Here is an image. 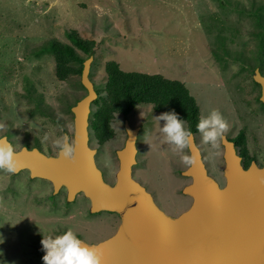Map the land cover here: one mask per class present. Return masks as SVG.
Segmentation results:
<instances>
[{
  "label": "rangeland",
  "instance_id": "374dc122",
  "mask_svg": "<svg viewBox=\"0 0 264 264\" xmlns=\"http://www.w3.org/2000/svg\"><path fill=\"white\" fill-rule=\"evenodd\" d=\"M69 31L96 44L89 72L94 90L104 89V65L114 61L123 72L161 75L183 83L200 114L219 109L228 122V112L236 111L232 98L241 91L231 74L241 72L243 89L252 90L249 63L252 67L264 63V0H0V137L6 134L16 151L23 143L33 146L38 140L43 154L56 156L52 140L73 135V117L60 111L58 99L72 89L82 91L76 83L58 82L52 55L38 54L51 42L67 44ZM28 89L54 109L60 126L35 113ZM250 109L256 110L255 103ZM159 115L151 106L140 105L126 118L132 129L139 130L132 177L160 211L175 218L191 205V199L182 195L191 180L182 176L187 166L160 134L164 122L155 119ZM245 123L250 129L256 126L251 118ZM112 127L115 137L106 144L99 146L91 138L97 168L110 185L118 169L116 152L126 138L123 117H117ZM45 134L49 141L42 143ZM196 144L208 174L224 186L221 149L219 156L209 159L210 148L200 134ZM249 148L256 146L250 142ZM51 191L43 181L30 182L25 171L17 175L0 171V236L4 238L0 261L4 264H44L42 235L72 229L84 242H91L116 232L117 216L89 215V203L82 195L66 203L65 191L60 190L51 209L46 201Z\"/></svg>",
  "mask_w": 264,
  "mask_h": 264
},
{
  "label": "water",
  "instance_id": "95a60500",
  "mask_svg": "<svg viewBox=\"0 0 264 264\" xmlns=\"http://www.w3.org/2000/svg\"><path fill=\"white\" fill-rule=\"evenodd\" d=\"M92 62L90 57L83 63L80 76L86 95L71 108L75 160L60 157L59 151L47 156L23 147L15 157L20 168L14 175L28 172L31 179L51 184L54 192L64 189L68 203L82 195L89 202L90 214L110 213L119 218L111 237L90 245L102 251V264H264V165L251 164L244 170L225 138L223 187L207 175L193 138L187 151L197 162L181 173L191 180L182 190L191 205L175 218L160 211L132 177L138 130L127 121L123 147L116 152L115 182L104 181L88 142L91 105L97 99L89 80ZM253 81L261 87L260 101L264 103V77L258 70Z\"/></svg>",
  "mask_w": 264,
  "mask_h": 264
},
{
  "label": "trees",
  "instance_id": "16d2710c",
  "mask_svg": "<svg viewBox=\"0 0 264 264\" xmlns=\"http://www.w3.org/2000/svg\"><path fill=\"white\" fill-rule=\"evenodd\" d=\"M66 37L67 44L51 42L43 47V50L38 54L48 53L52 55L54 77L58 82L67 83L71 86L76 83L82 91L79 93L72 89L69 95H64L58 99L61 103L60 111L73 117L71 108L86 95V91L80 83L83 63L88 58L94 57L96 44L92 40L82 38L76 31L67 32ZM216 60L218 62L225 61L224 58H216ZM225 65V62L220 64L222 69L225 68ZM253 68L249 63L248 74L250 76ZM104 72L106 75L105 86L104 89L96 92L98 98L92 104V115L89 117L91 137L99 146L106 144L115 137V131L112 127L114 120L119 116L126 118L140 105L151 106L154 112L160 114L174 110L180 118L187 120L186 126L192 130L193 135L198 133L196 124L200 116V109L183 83L169 80L161 75L123 72L114 61L105 63ZM251 82L257 86L252 80ZM27 92H29L28 98L34 103L33 110L35 113L60 126L61 120L54 109L44 104L43 98L39 97L32 89H28ZM1 137L7 138V135L3 134ZM33 144L30 146L23 143L22 148L37 149L42 153L38 140L34 141ZM47 156H52V154L48 153ZM78 237L80 238V236Z\"/></svg>",
  "mask_w": 264,
  "mask_h": 264
},
{
  "label": "clouds",
  "instance_id": "9594fccd",
  "mask_svg": "<svg viewBox=\"0 0 264 264\" xmlns=\"http://www.w3.org/2000/svg\"><path fill=\"white\" fill-rule=\"evenodd\" d=\"M158 122L163 121L160 127V134L167 144L172 146L173 153L179 157L182 164L192 168L196 164L197 158L188 154L193 141V132L187 127V120L180 118L174 111L162 113L155 118ZM196 131L201 136V142L209 146V159L220 155L221 142L229 131L228 121L224 118L219 109H211L207 113H201L196 124ZM49 141V136L45 134L42 143ZM76 142L68 134H62L52 140V146L58 149L60 157L67 160H75ZM17 151L13 144L6 138H0V171L15 174L19 171L20 164L15 158ZM264 183V179L261 180ZM42 250L45 255L42 257L44 264H102L103 253L97 246L86 244L72 230L68 229L60 235H42ZM4 243V238L0 236V244ZM0 255H3L0 252ZM0 264H4L0 261Z\"/></svg>",
  "mask_w": 264,
  "mask_h": 264
},
{
  "label": "flooded vegetation",
  "instance_id": "af4514ba",
  "mask_svg": "<svg viewBox=\"0 0 264 264\" xmlns=\"http://www.w3.org/2000/svg\"><path fill=\"white\" fill-rule=\"evenodd\" d=\"M262 58L263 57L259 58L260 59L259 64H260ZM262 65H264V63H261V66H255L253 68V71H252V74H251V80L252 81H253V75H254V71L255 70H258L259 74L262 77H264V71H263L264 66H262ZM242 75L243 74L241 72L237 73V74H231L232 80H234L239 85L241 91L239 93V97L232 98V101H234V103H235L234 105H235L236 111L234 112V110H233L234 108L230 107V108H233V109H232V113L228 112L229 113L228 116L230 117V122H228V124H229V131H231L232 133L230 135H225V139L233 145L235 154L240 158V165H241V167L244 170H246L251 164H254L257 168H262L263 165H264V152H263L264 151V103L260 101L261 87L258 84H256L257 86H254L252 84L254 86V87L252 86V88H251L253 91L252 90L243 89V86H244L245 82H243ZM97 91L98 90H95V92H97ZM248 96H249V98H248ZM97 98H98V95H97ZM252 103H255L256 110L250 109ZM92 110H93V108H92V105H91V113H90L89 117L92 115ZM126 118L123 117L124 121H126ZM245 118L254 119V121L256 122V124H255L256 126L253 125L252 129L256 128L255 132H258V136L257 135H253V133H255V132H252V129L247 127V125L245 123ZM88 132H89V141H88L89 142V147H90V149L95 151L94 162H95L96 167H98L97 163H96L97 162V160H96V158H97V150H95L96 148L93 149L91 147V138L92 137H91L90 126L88 128ZM197 135L199 136V133L193 135L194 142H195L196 146H197V144H196V136ZM138 136H139V130H138L137 136H136L135 148H136ZM250 142L255 144L256 149H254V148L250 149L249 148ZM197 148H198V146H197ZM220 149H221V155H220L221 158H220V160L223 163L222 177L224 179V173L223 172H224L225 163H224V159H223L224 148L222 146V142H221ZM199 151H200V149H199ZM257 153L260 154L262 158H259V156H257ZM200 155H201V160H202V162L204 164V167L206 169L207 175L210 176L219 185V187H223V186L220 185V183L215 178H213L211 175L208 174V170H207L206 164H205V162L203 160V156H202L201 151H200ZM137 157H138V153H137V149H136L135 161H138ZM101 174H102V177L104 179V175H103L102 172H101ZM28 180L30 182L37 181V180L38 181H43V180H39V179H31L30 176H29V173H28ZM104 181H105V179H104ZM224 182H225V180H224ZM43 183H47L48 185L51 186V184H49L46 181H43ZM61 190H64V189H61ZM37 193H39V194L40 193H44V191L36 192V194ZM55 193H57V192H54V190L52 188V191L50 193H47V196H46V201H47V203H48V205H49V207L51 209H54L55 204H56L55 203ZM65 194H66V192H65ZM65 202L67 203L66 195H65ZM41 211H44V210L42 209ZM88 214L96 216L99 213L90 214L89 213V208H88ZM108 214H110V213H108ZM110 215H114V214H110ZM170 217H173V216H170ZM104 240H95V241L85 242V243L88 244V245H96V244H98V243H100V242H102ZM43 255L44 254H42V256Z\"/></svg>",
  "mask_w": 264,
  "mask_h": 264
},
{
  "label": "bare ground",
  "instance_id": "6f19581e",
  "mask_svg": "<svg viewBox=\"0 0 264 264\" xmlns=\"http://www.w3.org/2000/svg\"><path fill=\"white\" fill-rule=\"evenodd\" d=\"M103 178V177H102Z\"/></svg>",
  "mask_w": 264,
  "mask_h": 264
}]
</instances>
